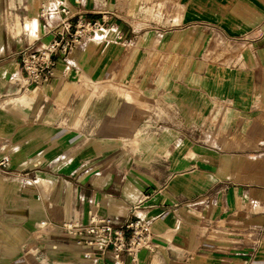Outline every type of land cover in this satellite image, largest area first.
<instances>
[{
	"label": "crops",
	"instance_id": "1",
	"mask_svg": "<svg viewBox=\"0 0 264 264\" xmlns=\"http://www.w3.org/2000/svg\"><path fill=\"white\" fill-rule=\"evenodd\" d=\"M247 2L0 0V264H84L63 226L146 197L140 264H264V0ZM80 21L115 26L22 94L20 53Z\"/></svg>",
	"mask_w": 264,
	"mask_h": 264
},
{
	"label": "built area",
	"instance_id": "2",
	"mask_svg": "<svg viewBox=\"0 0 264 264\" xmlns=\"http://www.w3.org/2000/svg\"><path fill=\"white\" fill-rule=\"evenodd\" d=\"M114 24L109 25L112 29ZM105 21H80L74 31L62 23L55 30L54 39L46 46L30 45L20 53L21 78L19 88L22 94L47 84L54 76L57 57L67 60L83 41L100 34L109 28ZM8 160L0 163L3 171ZM140 200L131 209L130 217L120 222L111 216H102L97 212L89 215L87 224L79 221L68 222L63 226L64 233L74 250V259L84 264H101L111 257L116 264L126 257L130 264H140L139 254L143 250H154L152 225L136 216L143 203Z\"/></svg>",
	"mask_w": 264,
	"mask_h": 264
},
{
	"label": "rangeland",
	"instance_id": "3",
	"mask_svg": "<svg viewBox=\"0 0 264 264\" xmlns=\"http://www.w3.org/2000/svg\"><path fill=\"white\" fill-rule=\"evenodd\" d=\"M243 1L244 2H242L240 0V3H237V4L229 3V4L225 5V7L223 5V7H224L223 12L228 13V11H229L230 13H233L234 15L246 14L248 12V10L253 6V4H250V3L247 2V1H250V0H243ZM224 22H226V21H223V23ZM244 23L245 24L246 23H248V24L250 23L251 24V23H255V21L254 20H250V21L234 20L235 27H241V26L245 25Z\"/></svg>",
	"mask_w": 264,
	"mask_h": 264
}]
</instances>
